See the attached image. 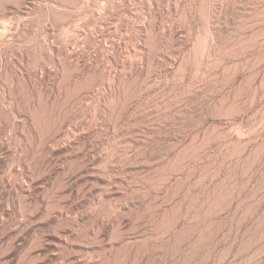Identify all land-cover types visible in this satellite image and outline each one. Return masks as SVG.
Segmentation results:
<instances>
[{
	"label": "rangeland",
	"instance_id": "rangeland-1",
	"mask_svg": "<svg viewBox=\"0 0 264 264\" xmlns=\"http://www.w3.org/2000/svg\"><path fill=\"white\" fill-rule=\"evenodd\" d=\"M1 28L0 264H264V0H0Z\"/></svg>",
	"mask_w": 264,
	"mask_h": 264
},
{
	"label": "bare ground",
	"instance_id": "bare-ground-1",
	"mask_svg": "<svg viewBox=\"0 0 264 264\" xmlns=\"http://www.w3.org/2000/svg\"><path fill=\"white\" fill-rule=\"evenodd\" d=\"M3 27H4V26H3ZM4 29H5V28H4ZM4 29L1 28L0 31H1V32H2V31L4 32ZM6 29H7V28H6Z\"/></svg>",
	"mask_w": 264,
	"mask_h": 264
}]
</instances>
